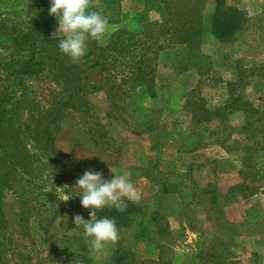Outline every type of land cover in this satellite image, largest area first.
<instances>
[{
    "label": "rangeland",
    "instance_id": "obj_1",
    "mask_svg": "<svg viewBox=\"0 0 264 264\" xmlns=\"http://www.w3.org/2000/svg\"><path fill=\"white\" fill-rule=\"evenodd\" d=\"M36 1L13 0L22 11L12 21L26 29ZM166 1L162 9L169 7L175 18L200 9L198 46L208 62L195 65L180 53L185 46L174 42L172 24L163 21L170 14L145 10L144 0H91V10L102 9L110 24L102 41L91 42L94 50L111 51L113 33L121 29L136 35V48L129 50L131 60L111 58L109 73L92 69L85 79L87 108L65 109L51 126L57 150L86 163H43L37 178L5 187L0 242L8 264H114L124 250L135 264H264V232L245 223L247 209L264 210V177L254 168L264 169V0H225L244 18L228 42L210 32L214 0ZM22 53L15 46L0 49V94L33 99L34 107L16 109L20 126L32 127L30 115L47 107L59 87L20 74ZM88 169L106 179L130 174L142 192L143 214L119 229L115 244L83 251L84 228L73 218L90 220L91 209L81 206L74 186ZM56 209L45 241L39 221ZM140 221L152 235L136 236ZM59 243L64 254L52 250Z\"/></svg>",
    "mask_w": 264,
    "mask_h": 264
},
{
    "label": "trees",
    "instance_id": "obj_2",
    "mask_svg": "<svg viewBox=\"0 0 264 264\" xmlns=\"http://www.w3.org/2000/svg\"><path fill=\"white\" fill-rule=\"evenodd\" d=\"M6 1V3H5ZM108 1V0H103ZM166 0H144L145 10L158 11L160 14H170L171 17L164 19L166 23L170 21L172 24V38L177 44H183L185 47L180 53L192 57V63L195 65H204L208 62L209 56L203 53L198 46V37L202 31V21L200 9L190 8L189 18H175L173 11L169 7L165 11L162 9ZM184 7H188V1L182 3ZM181 4V5H182ZM49 0H37L32 9L33 20L29 23L26 29L12 21L11 16L18 14L22 7L19 3L14 4L13 0H0V49L16 47L23 52L20 56V74L30 78L45 77L57 84L59 89L53 93V97L47 107L38 110L31 114V119L34 121V126L29 123L22 127L18 120L16 109L35 105L31 102L33 99L26 97L22 93L17 99L11 101L7 98L8 93L0 94L3 97L0 99V234L1 229L5 226L3 217V196L5 187H11L16 183L25 181L23 178H37L43 167V163H63L85 164V160L69 157L66 154L60 153L55 146V136L52 133L51 126L60 118V114L68 108L86 109L88 106L85 97L87 83L85 79L92 69H98L109 73L111 70V58L115 61L116 57L123 56L124 58L132 59L136 35L126 29L117 30L113 33L112 40L109 44L111 51L104 49L100 53L94 50L92 43L88 46V52L81 61L73 63L67 56L63 55L58 48V39L53 36L52 27L56 22L55 17L48 13ZM178 8V7H176ZM6 10L4 14L3 10ZM180 9V7L178 8ZM182 12V11H181ZM12 22H15L13 24ZM210 32L221 42L231 41L235 33L240 29L244 22L241 11L235 7L226 5L225 0H214V8L209 17ZM132 52L129 56V52ZM34 102V101H33ZM28 106V107H29ZM34 107V106H33ZM264 164V163H263ZM255 173L260 177H264V169L259 166L254 167ZM20 199L24 200V191L20 193ZM54 209V206H52ZM58 210V209H56ZM54 210L51 217H44L46 220L40 219L39 226L45 234V241L51 240L48 226L53 222L56 212ZM142 207L138 204L128 202L126 211L118 212L115 208L105 207L95 211L94 220L99 218H114L118 229L130 226L132 224V216H141L143 214ZM246 224H257L261 230H256L257 233L264 232V210L250 208L245 212ZM260 223V224H259ZM140 233L136 236L143 237L152 235V231L145 227L142 221L138 224ZM80 236V235H79ZM78 244V248L83 251L90 249L89 245L83 240ZM58 254H64L66 246L59 243L54 249ZM6 250L3 242H0V264H8L6 258ZM114 264H135L132 252L121 251L115 255Z\"/></svg>",
    "mask_w": 264,
    "mask_h": 264
},
{
    "label": "clouds",
    "instance_id": "obj_3",
    "mask_svg": "<svg viewBox=\"0 0 264 264\" xmlns=\"http://www.w3.org/2000/svg\"><path fill=\"white\" fill-rule=\"evenodd\" d=\"M49 4L48 13L57 21L55 37L58 48L73 63L87 55L90 42L102 41L110 31L109 18L102 9L91 10V0H49ZM129 176L128 173L113 174L111 179H106L101 172L88 169L77 178L74 187L80 190L81 206L91 209V219L85 220L79 215L73 219L76 226H83L86 243L92 250H101L106 243L115 244L120 239L115 219L93 220L95 211L110 207L122 213L128 202L139 204L142 200V192ZM65 196L63 201L70 199L67 194Z\"/></svg>",
    "mask_w": 264,
    "mask_h": 264
}]
</instances>
